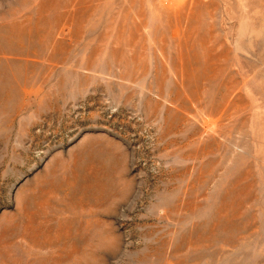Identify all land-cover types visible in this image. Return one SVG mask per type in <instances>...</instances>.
I'll return each mask as SVG.
<instances>
[{"label": "rangeland", "instance_id": "obj_1", "mask_svg": "<svg viewBox=\"0 0 264 264\" xmlns=\"http://www.w3.org/2000/svg\"><path fill=\"white\" fill-rule=\"evenodd\" d=\"M0 264H264V0H0Z\"/></svg>", "mask_w": 264, "mask_h": 264}]
</instances>
